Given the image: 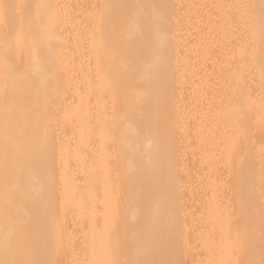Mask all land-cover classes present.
Here are the masks:
<instances>
[{"label":"bare ground","instance_id":"1","mask_svg":"<svg viewBox=\"0 0 264 264\" xmlns=\"http://www.w3.org/2000/svg\"><path fill=\"white\" fill-rule=\"evenodd\" d=\"M0 264H264V0H0Z\"/></svg>","mask_w":264,"mask_h":264}]
</instances>
